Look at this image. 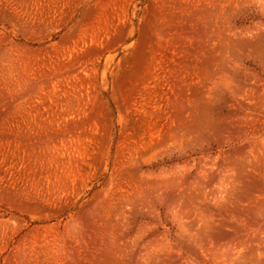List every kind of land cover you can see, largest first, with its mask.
I'll use <instances>...</instances> for the list:
<instances>
[{"label": "rangeland", "instance_id": "374dc122", "mask_svg": "<svg viewBox=\"0 0 264 264\" xmlns=\"http://www.w3.org/2000/svg\"><path fill=\"white\" fill-rule=\"evenodd\" d=\"M0 264H264V0H0Z\"/></svg>", "mask_w": 264, "mask_h": 264}]
</instances>
